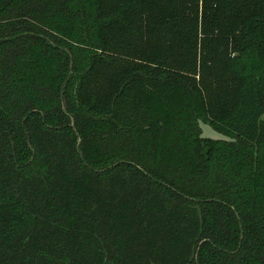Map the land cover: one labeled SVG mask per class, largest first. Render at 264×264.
Returning <instances> with one entry per match:
<instances>
[{"label": "trees", "instance_id": "trees-1", "mask_svg": "<svg viewBox=\"0 0 264 264\" xmlns=\"http://www.w3.org/2000/svg\"><path fill=\"white\" fill-rule=\"evenodd\" d=\"M0 264H264V0H0Z\"/></svg>", "mask_w": 264, "mask_h": 264}, {"label": "water", "instance_id": "water-1", "mask_svg": "<svg viewBox=\"0 0 264 264\" xmlns=\"http://www.w3.org/2000/svg\"><path fill=\"white\" fill-rule=\"evenodd\" d=\"M198 127L201 130L199 137L201 139L212 140V141H222V142H234L235 139L231 138L217 130H215L210 124L198 120ZM79 144V138H78Z\"/></svg>", "mask_w": 264, "mask_h": 264}]
</instances>
